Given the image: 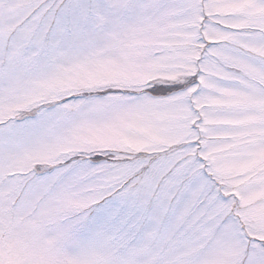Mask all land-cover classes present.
<instances>
[{"label":"snow or ice","instance_id":"snow-or-ice-1","mask_svg":"<svg viewBox=\"0 0 264 264\" xmlns=\"http://www.w3.org/2000/svg\"><path fill=\"white\" fill-rule=\"evenodd\" d=\"M0 264H264V0H0Z\"/></svg>","mask_w":264,"mask_h":264}]
</instances>
